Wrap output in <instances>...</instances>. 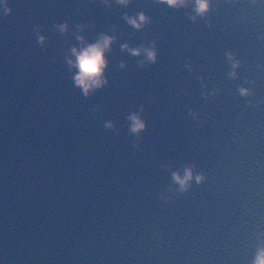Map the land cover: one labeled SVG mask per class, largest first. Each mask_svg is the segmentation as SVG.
<instances>
[{
  "label": "water",
  "instance_id": "1",
  "mask_svg": "<svg viewBox=\"0 0 264 264\" xmlns=\"http://www.w3.org/2000/svg\"><path fill=\"white\" fill-rule=\"evenodd\" d=\"M194 9L0 0V264H255L264 0ZM141 11L140 29L124 19ZM101 34L114 39L85 96L72 49ZM189 168L181 191L174 174Z\"/></svg>",
  "mask_w": 264,
  "mask_h": 264
},
{
  "label": "clouds",
  "instance_id": "2",
  "mask_svg": "<svg viewBox=\"0 0 264 264\" xmlns=\"http://www.w3.org/2000/svg\"><path fill=\"white\" fill-rule=\"evenodd\" d=\"M156 2L162 4L166 3L169 7H177L178 5L184 6L186 0H156ZM252 2L255 3L256 0H252ZM116 3L127 5L129 3V0H116ZM210 4L211 0H195L194 10L197 15L204 17L205 14L210 10ZM10 11L11 9L6 7L3 17L6 18ZM124 19L128 22V24L134 26L137 29H140L145 23L148 22V17H146L144 12L142 11L137 13L136 17L125 15ZM192 19L194 20L195 17H192ZM58 27L60 31L63 32L66 30L67 24H60L58 25ZM77 27L79 28L80 25H77ZM41 39H43V37H41ZM78 39L82 38L78 37ZM113 39L114 37H109L107 35L101 34L96 43L89 44L87 47L81 48L79 51H77L76 48L72 49L73 54L76 56L75 67L79 70V74L75 77V83L82 87L85 96L89 94L90 88L100 87L102 84L101 76L104 68L106 67L104 53L109 49V45ZM122 47L127 48L128 46L123 45ZM129 51H131L133 55H140L139 49H129ZM227 55L229 59H232L231 53H228ZM147 58L149 61L155 63V51L147 50ZM237 66L238 62L237 64H233L234 68ZM230 75L234 76L235 73H230ZM106 82V80L103 81V83ZM240 92L242 95L247 94V90L245 89H240ZM129 119L133 122L131 128L133 132H139V130L145 127V124L137 115H132L129 117ZM192 178L193 176L190 168L185 170V176L183 178L174 174V179L181 185V191L187 190L186 185L188 184V181L192 180ZM196 180L198 183H200L204 180V177L202 175H198L196 176ZM255 264H264V250H261V252L258 254Z\"/></svg>",
  "mask_w": 264,
  "mask_h": 264
}]
</instances>
